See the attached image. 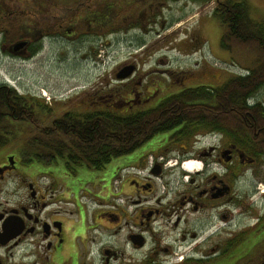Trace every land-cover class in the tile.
I'll return each mask as SVG.
<instances>
[{
  "label": "flooded vegetation",
  "instance_id": "af4514ba",
  "mask_svg": "<svg viewBox=\"0 0 264 264\" xmlns=\"http://www.w3.org/2000/svg\"><path fill=\"white\" fill-rule=\"evenodd\" d=\"M139 1L135 4L144 16L147 12L145 8L152 9L155 5L176 6L191 2ZM233 1L250 7L249 0ZM29 2L30 5L24 4L28 10L25 16L15 7H6L12 6L13 0H0L1 67L4 59L14 62L33 60L45 48L46 42L69 48L75 55L83 54L85 41L78 22L69 28L65 16H57V10L52 15L51 6L60 3L52 0ZM73 4V13L76 14L83 2ZM67 5L70 4L62 6ZM103 5L104 0H96L88 6L90 20L101 16ZM142 11L136 14L129 11L128 16L120 21L134 20L131 28L135 29L141 26ZM83 12L81 9L79 19H82ZM113 17L115 20L112 14L107 21L113 22ZM103 19L101 17L100 20ZM16 23L19 25L16 26ZM120 27L121 23L116 28L111 26L109 35L116 33L115 29ZM13 32L20 36H15ZM87 54L89 57L92 55ZM124 66H132L127 77L118 79V71L115 74L119 83L126 84L124 95L97 92L95 104L99 101L109 104L114 96L122 97L121 105L126 106L128 111H138L143 104L157 98L153 96L158 90L142 83L137 63L128 62ZM251 70L240 68L236 74L204 83L210 84H205L210 87L220 86L232 77L248 75ZM2 86L7 87L0 83V88ZM260 95L261 92L256 97L247 98L244 106L239 98L238 109L227 113L230 119L236 121V131L241 129L246 134L252 133V137L234 142L222 133L210 131L203 134L210 137L207 146L176 155L178 163L185 158L201 163L200 169L189 173V184L180 191L178 187L172 189L170 186L168 191L159 193L151 176L135 175L130 178L129 173L121 172L125 167L114 166L113 174L117 178L115 185L113 182L114 190L123 191L120 195L122 203H115L120 196L110 199L111 190L105 185H102L101 191L87 198L95 208L94 213L89 215L94 216L92 220L97 224L94 229L101 228L107 233V241L100 247L106 264H193L194 261L201 264H264V205L260 207L254 199L260 187L253 182L256 174L253 169L264 164V98ZM173 145L166 144L160 148V153L147 155H163L162 167L174 156L169 150L168 154L164 152L165 148ZM246 146L252 149L251 153L246 152ZM10 147L13 144L0 146V195L4 196L0 199V264H62L64 258L60 257V252L67 243L69 233L73 232L72 216L79 212H72V205H76L74 196L78 193V189L75 191L73 187L75 175L68 173L64 165L56 160H40L34 154L21 152L17 146L14 151ZM144 162L141 158L136 167H141ZM177 168L173 167L171 172ZM184 171L180 170L181 176L186 175ZM160 173L163 178L167 175L163 167ZM83 198L86 197L82 194L80 200ZM88 205H81L84 223L88 219ZM203 211L204 216L195 222L193 216ZM218 223L219 227L215 229ZM208 229L211 232L204 234ZM170 232L176 234L172 236ZM96 237L98 240L99 237ZM199 239L194 246H190Z\"/></svg>",
  "mask_w": 264,
  "mask_h": 264
},
{
  "label": "rangeland",
  "instance_id": "374dc122",
  "mask_svg": "<svg viewBox=\"0 0 264 264\" xmlns=\"http://www.w3.org/2000/svg\"><path fill=\"white\" fill-rule=\"evenodd\" d=\"M29 1L13 0L12 6L7 5L6 7H15V10L18 9L17 11L22 12L20 14L25 15L28 10L24 4L30 5ZM54 1L61 5H71L77 1L83 2L78 8L76 16L81 13V9L84 14H87V11L90 10L88 6L96 3V0ZM219 1L225 0H210L206 3H180L176 6L155 5L146 12L145 16L143 11L141 12L142 19L139 20L141 26L132 29L131 22L134 20L120 21L121 27L115 29L117 32L112 35H109L111 34L109 28L82 27V36L85 41L83 54L75 55L70 52L68 47V49H64L62 45L46 42L42 52L31 61L14 62L4 59L2 67L0 65V83H6L5 79H7L19 93L36 97L37 101L50 108L49 111L47 110L51 112L50 114L41 106H39L40 110L37 109L38 113L35 114L39 122L34 126V131H36L44 129L52 120L66 111L77 113L103 108L106 102L103 103V107L101 102L98 105L94 103L97 92L99 94L116 92L124 95L125 90H127L126 84L119 83L115 74L126 67L124 64L128 62L138 64L142 83H148L158 90L153 97L160 95L159 89L168 91L184 86L205 85L207 83L204 82H215L223 79L226 75L236 74V72H240V68L255 70L259 65L262 67L264 52L260 51L255 43L224 39L226 47L221 46L223 30L213 18V10ZM248 3L250 12H252L251 17L259 22L264 20V0H249ZM95 5L93 7H96ZM129 11L130 8L127 7L123 11L117 12V16L120 17L119 19L126 18ZM117 21L118 19L111 23ZM15 25L17 26L19 23ZM112 26L116 27V25ZM87 53L92 55L89 57ZM164 70H167L166 74ZM156 86H160V88L158 89ZM260 92V96L264 98V89ZM159 100L156 98L149 101L143 104L139 110L153 107ZM28 132L31 130L29 129ZM24 133L20 135V141L26 137ZM167 137L168 133L154 136L133 153L113 159L102 171L87 169L84 166L77 167L75 179L72 181L74 182V190L78 189V193L77 196H74L76 205H72V212L73 214L74 211L79 212L78 215L72 216L73 232L69 233L66 245L61 252L59 251L60 257L64 258L62 264H106L102 259L100 247L101 244L106 243L107 233L101 228L100 230L99 228L94 229L97 224L92 220L94 216L89 215L94 213L95 208L92 203L90 205V199L87 198H91V194L101 191L102 185L109 186L111 190L110 199L122 195L123 191L114 190V185L117 183V178L113 174L114 166L118 165L121 168L139 166L141 158L149 153H158L161 147L168 144ZM209 139L210 137L200 135L192 142H173L172 144L176 143L175 146L165 148L164 152L167 154L170 152L174 156H171L172 158L163 166L167 174L165 178L155 177L159 193L168 191L170 186L172 189L178 187L180 191L189 184L191 177L184 170L186 175L181 176L180 170L183 168H181V163L177 164L176 155H181V153L190 151L195 147H205L209 143ZM19 144V142L13 143L10 150H16V145L18 147ZM151 159L153 158L149 157L147 161ZM56 161L63 165L62 159L57 158ZM175 166L178 168L171 172ZM253 170L256 171H254L256 174L253 176V182H257V186L260 187L254 199L258 201V205L261 207L264 205V197H262L264 195V186H262L264 185V164L256 166ZM122 173H129L130 178L138 175L131 170H123ZM166 182L169 184L167 185ZM82 194L86 198L81 199V202L80 196ZM0 199H4V196L0 195ZM121 199H123L121 196L116 198L115 203H122ZM82 204L83 206L88 205L89 208L87 211L88 219L85 223L80 212L83 209ZM66 216L69 217V215ZM202 216H204V211L201 214H195L193 216L195 222ZM218 227L219 223L215 229ZM210 232L208 229L204 234ZM175 234V232H170L172 236ZM96 235L99 237L98 240ZM215 240L218 241V239ZM198 241L200 239L194 241L190 246H194Z\"/></svg>",
  "mask_w": 264,
  "mask_h": 264
},
{
  "label": "trees",
  "instance_id": "16d2710c",
  "mask_svg": "<svg viewBox=\"0 0 264 264\" xmlns=\"http://www.w3.org/2000/svg\"><path fill=\"white\" fill-rule=\"evenodd\" d=\"M190 1L206 3L209 0ZM137 2L139 4L140 1L104 0L103 8L100 9L101 16L96 20H90L91 11L79 19L73 13L74 4L52 5L51 11L55 14L54 10H57V14L65 16V23L69 28L71 24L78 22L80 28L99 26L110 29L112 23L107 20L111 19L112 14L115 15V20L118 19L113 23L117 26L120 24L117 16L120 10L129 7L130 11L135 13L142 11L135 4ZM145 9L149 10V8ZM101 17L104 19L100 20ZM213 18L221 25L224 33L221 46L226 47L224 39H234L244 43L252 41L260 51L264 52V22L251 18L246 3L233 0L219 1L213 10ZM112 19L114 20V17ZM51 25H53L52 21ZM13 34L20 36L16 32ZM156 87L160 88V86ZM185 87L168 91L159 89L161 92L157 97L160 99L159 102L153 107L138 111H128L126 106L121 105L122 97L114 96V100L111 99L109 104L106 102L104 107V102H98L102 103L103 108L77 113L66 111L44 129L34 131L35 124L39 122L35 114L38 113L37 109L40 110L39 106L46 112L50 108L37 101L36 97L19 94L13 88L2 86L0 146L19 142L17 148L21 152L34 154L40 160L60 158L64 169L75 175L77 167L81 166L101 171L113 159L133 153L158 134L168 133V145L173 142H192L198 136L206 135L210 131L222 133L234 142L252 137V133L246 134L241 129L236 131V121L230 119L227 113L238 109L239 98L244 106L247 98L258 96L259 91L264 87V64L251 70L248 75L232 77L220 86ZM27 128L31 132H28ZM23 132L26 137L20 141L19 137ZM245 149L248 153L252 152L250 147L246 146ZM147 156L143 159L145 160ZM193 264H201V262L194 261Z\"/></svg>",
  "mask_w": 264,
  "mask_h": 264
},
{
  "label": "water",
  "instance_id": "95a60500",
  "mask_svg": "<svg viewBox=\"0 0 264 264\" xmlns=\"http://www.w3.org/2000/svg\"><path fill=\"white\" fill-rule=\"evenodd\" d=\"M19 44H22V43H19ZM19 44H17V46H18ZM17 46H16V47H17ZM131 71H132V66H126V67L122 68V69L118 72V74H117V78H125V77H127V76L131 73ZM152 173H154V174H159V173H160V168H159V166L156 165V166L153 168ZM140 245H141V244H140Z\"/></svg>",
  "mask_w": 264,
  "mask_h": 264
},
{
  "label": "bare ground",
  "instance_id": "6f19581e",
  "mask_svg": "<svg viewBox=\"0 0 264 264\" xmlns=\"http://www.w3.org/2000/svg\"><path fill=\"white\" fill-rule=\"evenodd\" d=\"M182 168L185 171L195 172L196 170L200 169V163L196 162L195 160L189 159L182 164Z\"/></svg>",
  "mask_w": 264,
  "mask_h": 264
}]
</instances>
